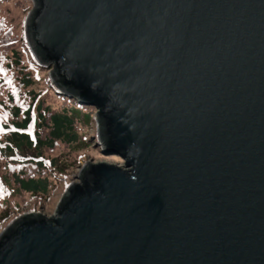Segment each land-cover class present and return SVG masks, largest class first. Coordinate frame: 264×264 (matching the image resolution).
I'll list each match as a JSON object with an SVG mask.
<instances>
[{
  "label": "water",
  "instance_id": "water-1",
  "mask_svg": "<svg viewBox=\"0 0 264 264\" xmlns=\"http://www.w3.org/2000/svg\"><path fill=\"white\" fill-rule=\"evenodd\" d=\"M34 59L104 154L0 264H264V0H32Z\"/></svg>",
  "mask_w": 264,
  "mask_h": 264
},
{
  "label": "trees",
  "instance_id": "trees-1",
  "mask_svg": "<svg viewBox=\"0 0 264 264\" xmlns=\"http://www.w3.org/2000/svg\"><path fill=\"white\" fill-rule=\"evenodd\" d=\"M6 1L0 0V9L6 6H3ZM23 19L16 30L0 12V90H5L0 107L10 116L9 121L1 127L5 133L0 141V156L11 157L5 160V173L1 175L0 183L12 181L17 190L28 197L45 199L49 190L54 188L53 181L58 179L57 175H68L65 169L58 166L56 158L44 152L48 153L59 143L71 147L84 140L77 134V127L79 120L87 124L88 107L57 90L49 74L39 76L46 66L38 63L27 47ZM41 79L44 88L34 91L36 80ZM11 84H14L12 92L8 90ZM19 91L21 95H28L27 103L18 96ZM51 92L62 99L66 106L54 110L49 104L46 105ZM2 186L0 184V188ZM12 204L0 190V220L7 217Z\"/></svg>",
  "mask_w": 264,
  "mask_h": 264
},
{
  "label": "rangeland",
  "instance_id": "rangeland-1",
  "mask_svg": "<svg viewBox=\"0 0 264 264\" xmlns=\"http://www.w3.org/2000/svg\"><path fill=\"white\" fill-rule=\"evenodd\" d=\"M3 6L5 7L0 9L1 16H4L6 21H8V23H10L11 25L15 26L17 30L20 25V20L24 18L23 21H25L27 14L32 8V0H7ZM25 42L27 44L26 37ZM27 47L29 48L28 44ZM50 69V66H46L43 70L40 71L39 76L41 75V77H46L47 74H49ZM41 80H36V85L33 86L34 91H38L44 88V81ZM13 86L14 84H11L8 87V90L10 92L14 90ZM4 92L5 90H0V99L3 98ZM18 96H20L21 100H23L24 103H27L29 100L28 95H21V92L18 93ZM50 96L51 97L49 99H46L45 104H49L52 109L60 110L63 106H66L63 101H61L62 99H58V97L52 92ZM86 106L88 107L86 111L89 116L88 122L87 124H84L83 120H79L77 127V134L79 135V137H83L84 140H82V142L78 145H72L71 147H68L66 144L59 143L58 145H55L53 150L49 151L48 153L47 151L44 152V154L56 158V163L58 164V166H60L63 170L65 169L64 171L67 172L68 175H57L58 179H54L53 181L54 188L49 190V193H47L45 199L28 197V195L19 192L17 190V187L12 183V181L0 183L3 185L0 188L1 192L5 197L9 198L11 203H13L10 207L11 211L9 212L7 217L0 220V232L11 222V220H14L15 218L26 213H35L43 216L46 219L57 217L55 207L60 196L62 195L61 193H63L65 188L68 186L69 182L80 183L78 172L85 162H104L105 164L108 163L117 166L122 165V159L116 154H104L102 152V145L101 143H99L100 141L97 138V119L95 118L96 109L93 106ZM9 117L10 116H8L6 110L0 107V141L3 138V133H5V131L1 129L2 124L6 123V121L8 122L10 119ZM76 147L78 148L77 150H75ZM78 152H80L79 155H77ZM9 158H1L0 156V177L2 174L5 173L4 163L5 160ZM5 185H7L6 189H4Z\"/></svg>",
  "mask_w": 264,
  "mask_h": 264
}]
</instances>
